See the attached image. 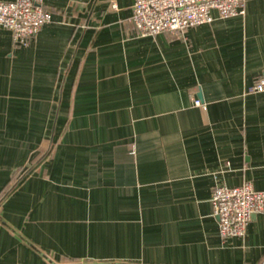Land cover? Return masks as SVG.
Wrapping results in <instances>:
<instances>
[{"label":"crops","instance_id":"0c3cea01","mask_svg":"<svg viewBox=\"0 0 264 264\" xmlns=\"http://www.w3.org/2000/svg\"><path fill=\"white\" fill-rule=\"evenodd\" d=\"M41 3L28 45L0 28V264H264V214L222 240L211 204L264 191V0L155 36L133 0Z\"/></svg>","mask_w":264,"mask_h":264},{"label":"built area","instance_id":"2783aa9c","mask_svg":"<svg viewBox=\"0 0 264 264\" xmlns=\"http://www.w3.org/2000/svg\"><path fill=\"white\" fill-rule=\"evenodd\" d=\"M217 18L243 17L245 0H133L132 22L140 36L160 33H181L184 30L210 24ZM50 12L41 0L0 1V28L12 35L19 46L28 45L45 24ZM252 91H264V80H258ZM195 106L201 101L194 99ZM213 216L222 240L242 237L254 214H264V191L255 190L245 182L238 187L217 185L211 195Z\"/></svg>","mask_w":264,"mask_h":264},{"label":"trees","instance_id":"16d2710c","mask_svg":"<svg viewBox=\"0 0 264 264\" xmlns=\"http://www.w3.org/2000/svg\"><path fill=\"white\" fill-rule=\"evenodd\" d=\"M8 189H9V188H7V189H5L3 192H1V194H0V199H2V198L8 193Z\"/></svg>","mask_w":264,"mask_h":264}]
</instances>
